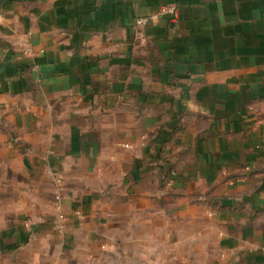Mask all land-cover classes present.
<instances>
[{"label": "crops", "instance_id": "obj_1", "mask_svg": "<svg viewBox=\"0 0 264 264\" xmlns=\"http://www.w3.org/2000/svg\"><path fill=\"white\" fill-rule=\"evenodd\" d=\"M0 264H264V0H0Z\"/></svg>", "mask_w": 264, "mask_h": 264}, {"label": "built area", "instance_id": "obj_2", "mask_svg": "<svg viewBox=\"0 0 264 264\" xmlns=\"http://www.w3.org/2000/svg\"><path fill=\"white\" fill-rule=\"evenodd\" d=\"M175 7L174 6H164L160 9V13H170V14H174L175 13ZM146 21V19L144 18H138L135 20L136 25L141 26L144 22ZM24 55L27 56H33L34 55V51L32 50V48L30 47L29 44H24L23 50H22ZM58 228L62 227V223L60 221V223L57 225Z\"/></svg>", "mask_w": 264, "mask_h": 264}, {"label": "rangeland", "instance_id": "obj_3", "mask_svg": "<svg viewBox=\"0 0 264 264\" xmlns=\"http://www.w3.org/2000/svg\"><path fill=\"white\" fill-rule=\"evenodd\" d=\"M26 226V225H25ZM27 228H28V224H27V226H26ZM62 230H63V228L61 227V228H57V232H59V233H62Z\"/></svg>", "mask_w": 264, "mask_h": 264}]
</instances>
